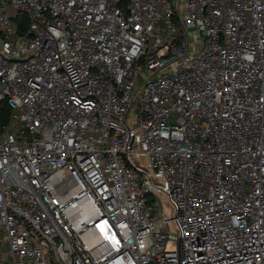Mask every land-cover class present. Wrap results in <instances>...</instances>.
Listing matches in <instances>:
<instances>
[{
	"label": "built area",
	"instance_id": "2783aa9c",
	"mask_svg": "<svg viewBox=\"0 0 264 264\" xmlns=\"http://www.w3.org/2000/svg\"><path fill=\"white\" fill-rule=\"evenodd\" d=\"M0 264H264V0H0Z\"/></svg>",
	"mask_w": 264,
	"mask_h": 264
},
{
	"label": "trees",
	"instance_id": "16d2710c",
	"mask_svg": "<svg viewBox=\"0 0 264 264\" xmlns=\"http://www.w3.org/2000/svg\"><path fill=\"white\" fill-rule=\"evenodd\" d=\"M11 115V110L5 105L0 104V122L5 123L9 120V117Z\"/></svg>",
	"mask_w": 264,
	"mask_h": 264
}]
</instances>
